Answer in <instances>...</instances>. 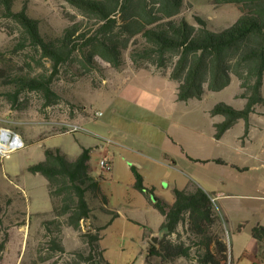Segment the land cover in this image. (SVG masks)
<instances>
[{"label": "rangeland", "instance_id": "obj_1", "mask_svg": "<svg viewBox=\"0 0 264 264\" xmlns=\"http://www.w3.org/2000/svg\"><path fill=\"white\" fill-rule=\"evenodd\" d=\"M24 9L39 22L47 41L61 37L73 22L89 23L64 0H15L14 11ZM195 16L210 21L214 31L219 32L233 25L240 12L234 6H214L213 0H185L181 17L196 24ZM23 35L17 23L0 19V136L9 131L25 144L19 150L0 152V245L8 239L0 264H88L81 257L88 255L89 248L78 234L63 224L51 227L52 235L44 227L45 222L54 219L48 182L28 169L44 161L47 149L61 150L71 162L84 149L90 150V175L102 179L100 188L106 197H91V224L101 228L100 244L110 264H145L151 238L161 232L164 221L149 199L135 188L132 166L142 169L147 187L154 188L155 195L169 204L175 201V189L185 190L191 184L202 187L200 180L234 195L252 191L264 195V107L252 115L248 137L245 122L240 121L220 141L215 139L214 125L223 118L212 117L211 110L220 103L238 110L246 104L238 97L241 90L235 76L222 92H207L202 100L179 102L174 81L139 79L145 75L163 76V72L170 78L171 67L160 70L149 63L147 69L138 68L127 52L121 70L96 58L99 69L89 71L82 67V57L78 56L55 76L53 88L58 101L49 105L43 94L23 92L13 106L7 98L12 91L6 84L9 78L52 74V63L41 53L30 46L16 51ZM120 78H132V97H124L120 84H112ZM262 93L264 96V87ZM97 113L102 116L97 117ZM74 125L83 130L69 132ZM106 153L113 173L101 168ZM187 154L228 164L220 167L195 163ZM234 166L247 170L239 171ZM218 178L225 184L219 185ZM181 235L186 238L182 230ZM226 240L232 259L240 244L228 235ZM160 263L158 260L155 264ZM168 264L193 262L177 260Z\"/></svg>", "mask_w": 264, "mask_h": 264}, {"label": "trees", "instance_id": "obj_2", "mask_svg": "<svg viewBox=\"0 0 264 264\" xmlns=\"http://www.w3.org/2000/svg\"><path fill=\"white\" fill-rule=\"evenodd\" d=\"M64 1L80 11L89 23L73 22L61 37L47 41L41 35L39 22L25 9L14 11L15 0H0V19L14 21L24 34L16 51L30 46L52 63L49 77L44 74L8 79L6 84L12 91L7 93V98L13 106L18 104L23 92L41 93L49 105L58 101L53 88L55 76L62 66L78 56L82 57V67L89 71L99 69L96 58L121 70L126 63L125 54L130 52V59L138 68L147 69L145 65L149 63L160 70L172 68L170 79L178 84L179 102L202 100L207 92H222L230 87L235 76L241 90L238 97L246 104L238 110L220 103L211 110L212 117L223 118L214 125L215 139L220 141L240 121L245 122V137H248L252 115L257 114L259 107H264V0H213L214 6H234L240 12L233 25L219 32L214 31L210 21L199 16L194 17L196 24L181 17L185 0ZM162 74L165 77V73ZM90 158L88 149L74 162L59 149H47L44 161L30 166L28 171L43 176L48 182L54 219L45 222L47 233L52 235L51 227L63 224L87 244L88 255L81 257L85 263L110 264L101 248V228L89 223L93 212L91 197L106 198L100 188L102 179L90 175ZM191 160L201 164L211 162ZM214 162L227 165L222 160ZM131 169L135 188L164 218L160 231L166 233L165 237L158 245L149 243L145 264H155L158 260L160 264L177 260L229 264L224 221L210 194L197 185L185 190L175 189V201L169 204L155 195L154 188L147 187L137 167ZM2 200L0 195V231ZM262 230L255 228L252 235L264 248ZM174 236L177 238L172 239ZM7 243L6 238L0 245V262ZM55 243L53 241L52 245Z\"/></svg>", "mask_w": 264, "mask_h": 264}, {"label": "crops", "instance_id": "obj_3", "mask_svg": "<svg viewBox=\"0 0 264 264\" xmlns=\"http://www.w3.org/2000/svg\"><path fill=\"white\" fill-rule=\"evenodd\" d=\"M154 78H160L164 80L169 79L170 81H172L170 78H166L164 76H158V75L156 76L145 75L144 78H139V79L154 80ZM131 79L126 80L125 78L123 79L120 78L118 81L116 80L112 84L115 83L120 84L121 88L123 89V96L132 97L134 93L133 91L134 86L131 84ZM177 90H178V84H177ZM79 120L74 121V123ZM108 154L109 153H106L107 156H109ZM187 158L190 161H192L191 159L199 160V161H211L210 163L205 165L214 164L220 167H225V165H220L214 162L221 159H198V158H192L188 154H187ZM173 163L175 164V162ZM234 167H237L238 168L237 170L239 171L247 170V168L242 169L239 166H234ZM139 170L140 172L142 171V169ZM111 173H113V169ZM200 183L202 186L201 188L213 197V201L216 205V208L224 221L226 235H228L230 239L232 238L234 242H239L240 244L239 251L236 257H234L232 253L233 264H264V248L261 246L260 242L256 240L252 235L253 229L255 228L264 229V195H257L253 191L252 193L249 194L234 195L233 193L224 191L223 189H221V187H214L209 182L200 180ZM218 184L219 185L225 184L224 179L218 178ZM193 185L195 184H191L190 186ZM188 188L189 187H187L186 189ZM150 204L153 206L151 202ZM93 213L94 212H92V217L89 223H92L93 221Z\"/></svg>", "mask_w": 264, "mask_h": 264}, {"label": "built area", "instance_id": "obj_4", "mask_svg": "<svg viewBox=\"0 0 264 264\" xmlns=\"http://www.w3.org/2000/svg\"><path fill=\"white\" fill-rule=\"evenodd\" d=\"M96 116H102V113H97ZM83 128L79 125H74L72 126V128L70 127V131L69 132H73V133H76V132H80L82 131ZM11 133V132H10ZM12 135V134H11ZM12 137V136H11ZM110 143V142H108ZM15 149H13L12 151H15V150H19V149H22L25 147V144L24 142L22 141V139L20 138V144L16 143L15 145ZM101 165V168L107 172H112V169H113V164H112V161L110 159L109 156H105L104 159L101 161L100 163ZM229 264H232V259L230 257V263Z\"/></svg>", "mask_w": 264, "mask_h": 264}, {"label": "bare ground", "instance_id": "obj_5", "mask_svg": "<svg viewBox=\"0 0 264 264\" xmlns=\"http://www.w3.org/2000/svg\"><path fill=\"white\" fill-rule=\"evenodd\" d=\"M9 135H11L9 131H4L0 136V152L2 153H8L16 148V143L20 144L18 135H11L12 137H9Z\"/></svg>", "mask_w": 264, "mask_h": 264}, {"label": "water", "instance_id": "obj_6", "mask_svg": "<svg viewBox=\"0 0 264 264\" xmlns=\"http://www.w3.org/2000/svg\"><path fill=\"white\" fill-rule=\"evenodd\" d=\"M9 137H11V135H9ZM1 139V137H0ZM164 231H161L159 234H156L154 235L152 238H151V243L154 244V245H158L160 243V238L161 236L163 235ZM263 237H264V229L261 231Z\"/></svg>", "mask_w": 264, "mask_h": 264}]
</instances>
